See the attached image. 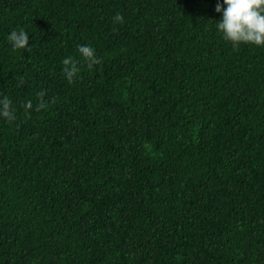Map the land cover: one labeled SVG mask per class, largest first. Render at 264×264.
I'll use <instances>...</instances> for the list:
<instances>
[{
  "label": "trees",
  "instance_id": "trees-1",
  "mask_svg": "<svg viewBox=\"0 0 264 264\" xmlns=\"http://www.w3.org/2000/svg\"><path fill=\"white\" fill-rule=\"evenodd\" d=\"M218 2L0 0V264H264V47Z\"/></svg>",
  "mask_w": 264,
  "mask_h": 264
},
{
  "label": "clouds",
  "instance_id": "clouds-1",
  "mask_svg": "<svg viewBox=\"0 0 264 264\" xmlns=\"http://www.w3.org/2000/svg\"><path fill=\"white\" fill-rule=\"evenodd\" d=\"M215 12L222 14V19L217 21L216 28L223 39L231 44L233 50H238L241 45L264 47V0H222V3H217ZM123 19V16L118 14L115 22L123 23ZM7 40L14 51H31L30 35L25 31H13ZM78 52L90 69L101 63L95 49L90 46H80ZM62 63L68 82H74L80 66L70 58ZM23 107L27 112L33 109V104L28 102ZM42 107L43 105L40 106ZM40 108L36 110L39 111ZM0 118L9 123L16 118L12 101L7 97L0 99Z\"/></svg>",
  "mask_w": 264,
  "mask_h": 264
}]
</instances>
